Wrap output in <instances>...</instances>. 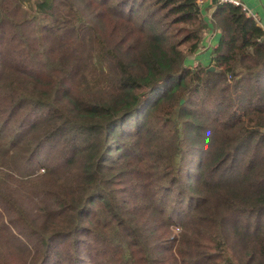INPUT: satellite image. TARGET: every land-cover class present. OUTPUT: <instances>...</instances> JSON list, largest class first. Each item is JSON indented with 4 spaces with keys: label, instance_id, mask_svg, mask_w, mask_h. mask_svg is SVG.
<instances>
[{
    "label": "trees",
    "instance_id": "obj_1",
    "mask_svg": "<svg viewBox=\"0 0 264 264\" xmlns=\"http://www.w3.org/2000/svg\"><path fill=\"white\" fill-rule=\"evenodd\" d=\"M199 1L0 0V264H264V30L187 66Z\"/></svg>",
    "mask_w": 264,
    "mask_h": 264
},
{
    "label": "crops",
    "instance_id": "obj_2",
    "mask_svg": "<svg viewBox=\"0 0 264 264\" xmlns=\"http://www.w3.org/2000/svg\"><path fill=\"white\" fill-rule=\"evenodd\" d=\"M258 19L259 26L264 30V0H240ZM217 0H203L201 4L202 16L205 22L209 25L205 31L207 36H203L202 47L204 50L199 53L193 54L187 60V65H194L197 61L202 66L209 68L212 65L213 50L218 46L220 40V30L215 29L212 24V16L215 11Z\"/></svg>",
    "mask_w": 264,
    "mask_h": 264
},
{
    "label": "built area",
    "instance_id": "obj_3",
    "mask_svg": "<svg viewBox=\"0 0 264 264\" xmlns=\"http://www.w3.org/2000/svg\"><path fill=\"white\" fill-rule=\"evenodd\" d=\"M218 4H231L237 7H241L243 12L245 13L246 17L248 18H252L256 24L259 26L258 24V19L255 17V15L251 12V10H249L240 0H217ZM203 3V0H200L198 2L199 7L201 8V4ZM260 27V26H259ZM261 28V27H260ZM205 35L207 36V31H204ZM204 35V36H205ZM179 229V228H177Z\"/></svg>",
    "mask_w": 264,
    "mask_h": 264
},
{
    "label": "rangeland",
    "instance_id": "obj_4",
    "mask_svg": "<svg viewBox=\"0 0 264 264\" xmlns=\"http://www.w3.org/2000/svg\"><path fill=\"white\" fill-rule=\"evenodd\" d=\"M217 5L218 4H216V7H217ZM216 7L214 8L215 10H216ZM201 18H203V20L205 21V18H204V16H202ZM212 20V19H211ZM207 26H209V25H207ZM205 31V30H204ZM204 31H203V34H202V36H204L205 35V33H204ZM202 50H204V45H203V47L201 46V48L199 49V51L197 52V53H199V52H201ZM193 55V54H192ZM192 55H190V56H192ZM195 55V54H194ZM189 56V57H190ZM188 57V58H189ZM199 65V63L197 62V61H195V63H194V65H190L192 68H196L197 66ZM188 66V65H187ZM208 69V68H207ZM180 226L179 225H173L172 226V231H173V233H175V235L176 236H179V234L181 233V229L179 228ZM177 228H179V229H177Z\"/></svg>",
    "mask_w": 264,
    "mask_h": 264
},
{
    "label": "water",
    "instance_id": "obj_5",
    "mask_svg": "<svg viewBox=\"0 0 264 264\" xmlns=\"http://www.w3.org/2000/svg\"><path fill=\"white\" fill-rule=\"evenodd\" d=\"M214 70H215V68L213 66L208 68V71H214Z\"/></svg>",
    "mask_w": 264,
    "mask_h": 264
}]
</instances>
